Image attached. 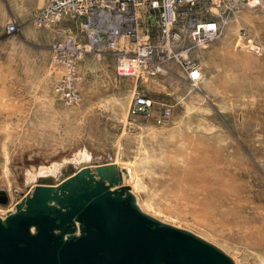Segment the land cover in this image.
<instances>
[{
  "label": "rangeland",
  "instance_id": "rangeland-1",
  "mask_svg": "<svg viewBox=\"0 0 264 264\" xmlns=\"http://www.w3.org/2000/svg\"><path fill=\"white\" fill-rule=\"evenodd\" d=\"M28 5L0 0V189L9 197L0 215L33 187L25 179L39 167L79 153L99 163L112 156L131 169L126 183L144 211L149 205L146 212L216 244L236 264H264V0L231 9L212 4L216 38L202 44L184 36L165 75L124 78L113 84V100L104 82L116 76L113 57L87 54L76 68L77 87L101 98L100 115L113 113L123 124L121 142L100 148L92 139L105 140L96 130L106 124L96 117L84 123L81 103L66 105L54 90L62 73L51 58L56 28L33 25L37 8L28 13ZM136 93L154 104L132 118ZM162 104L171 114L158 124Z\"/></svg>",
  "mask_w": 264,
  "mask_h": 264
},
{
  "label": "water",
  "instance_id": "water-1",
  "mask_svg": "<svg viewBox=\"0 0 264 264\" xmlns=\"http://www.w3.org/2000/svg\"><path fill=\"white\" fill-rule=\"evenodd\" d=\"M90 158L72 155L27 181L33 187L0 215V264H236L216 244L144 211L125 183L129 167ZM8 201L1 188L0 204Z\"/></svg>",
  "mask_w": 264,
  "mask_h": 264
},
{
  "label": "built area",
  "instance_id": "built-area-1",
  "mask_svg": "<svg viewBox=\"0 0 264 264\" xmlns=\"http://www.w3.org/2000/svg\"><path fill=\"white\" fill-rule=\"evenodd\" d=\"M261 2L44 0L34 11L32 23L36 27L56 28L57 38L52 45L51 58L62 73L54 90L66 105H78L82 97L76 85V68L87 54L97 58L104 55L113 57V70L118 77L142 79L165 75L173 47L181 45L184 36L203 44L220 34V21L218 17H212V4L231 9L240 3L256 7ZM150 28L155 30V36L150 35ZM7 30L13 32L15 24L10 22ZM188 75L194 80L199 77V72L189 67ZM153 104L151 97L136 93L129 107V116L146 115ZM162 106L156 117L158 124L166 121L171 114L169 105Z\"/></svg>",
  "mask_w": 264,
  "mask_h": 264
},
{
  "label": "crops",
  "instance_id": "crops-1",
  "mask_svg": "<svg viewBox=\"0 0 264 264\" xmlns=\"http://www.w3.org/2000/svg\"><path fill=\"white\" fill-rule=\"evenodd\" d=\"M43 2H44V0H27V3L29 4L28 5V13H32V11H34L36 8L40 7L43 4ZM104 56H109V55H104ZM104 56H102L101 58H103ZM101 58H98V59H101ZM111 67L113 68V63L111 64ZM78 78H79V76H78ZM78 78H77V80H78ZM124 78H128V77L108 76L104 79V82H106V85H108L107 87H105V89L107 91L105 94L109 95L110 100H113V96L118 94V93L114 92L113 88H115V87L113 86V84H120V82ZM78 88L80 90L81 97H82L81 102H80L81 106L79 109V115H84V123H86V122L88 123V118H89V122L91 123V122H93L92 118L96 117L97 123L106 124L105 128H102L100 130H98V129L96 130L97 132L105 133V140H102L99 138L98 139H95V138L92 139L95 142H97V147L100 148V145H102L101 147H106L107 144L115 143L116 141H118V143H120L121 138L123 137V134L121 133L123 124L120 123V121H121L120 116L114 115L113 113L111 115L108 114L105 117L103 115H100V113L97 112L96 109H98V107H99V102H100L101 98L100 97H98L96 99L93 98V97H95V93L91 97V93H89V89H88V92H86L84 95L82 90L80 89V87H78ZM117 90L120 91V89H117ZM101 117H104V119ZM105 120H106V122H105ZM90 146L92 148L95 147V145L93 143H91ZM110 157H112V156H110ZM114 160L116 161V159H114Z\"/></svg>",
  "mask_w": 264,
  "mask_h": 264
},
{
  "label": "bare ground",
  "instance_id": "bare-ground-1",
  "mask_svg": "<svg viewBox=\"0 0 264 264\" xmlns=\"http://www.w3.org/2000/svg\"><path fill=\"white\" fill-rule=\"evenodd\" d=\"M75 160L76 161H80V160H82V159H84V158H90V156H88L87 154H85V153H79V154H77L75 157ZM91 159V158H90ZM92 160V159H91ZM96 160V159H95ZM112 160L113 161H115L113 158H112ZM97 161V160H96ZM105 161H107V160H105ZM105 161H103V162H105ZM103 162H101V163H103ZM116 163H118V164H120L119 162H117L116 161ZM54 163L52 164V166L51 167H39L38 168V171H40V173H42V172H46V171H49V170H51L52 169V167H54ZM120 165H122V164H120ZM125 166V165H124ZM131 170V169H130ZM38 171L37 172H33V173H31V174H28L27 176H26V179H25V185H26V183H27V181L28 180H30V179H34L35 178V176H36V174L38 173ZM125 183H126V179H125ZM27 187V186H26ZM226 189V188H225ZM15 191V190H14ZM17 191V190H16ZM29 190H27V192H28ZM212 191V190H211ZM211 191H209V193L207 192V194H211L212 192ZM213 191H215V190H213ZM217 191V190H216ZM215 191V192H216ZM226 191H228V189L226 190ZM26 192V193H27ZM211 192V193H210ZM215 192H213V193H215ZM221 192H223L222 190H221ZM229 192V191H228ZM20 193H22L21 194V197L23 196V195H25L26 193H24V192H20ZM221 194V193H220ZM212 195H214V194H212ZM216 195V194H215ZM204 196H205V194H204ZM218 196V195H217ZM223 196V195H222ZM238 196H239V194H238ZM222 198V197H221ZM229 198V197H228ZM212 199H214V198H212ZM237 199V198H236ZM17 200H18V198H17ZM215 200V199H214ZM214 200H212V201H214ZM222 200V199H221ZM216 201H217V197H216ZM219 201V200H218ZM226 201V200H225ZM210 203H211V201H209ZM217 203V202H216ZM219 203V202H218ZM226 203V202H225ZM236 203V202H235ZM230 204V203H229ZM231 205L232 204H230V208H231ZM234 205V204H233ZM240 205V204H239ZM216 206H217V204H216ZM243 206V205H242ZM224 207V206H223ZM144 208V207H143ZM239 208V207H238ZM150 210V208H149V205H146V207H145V210L147 211V210ZM225 209V208H224ZM229 209V208H228ZM226 210V209H225ZM236 210V209H235ZM234 210V211H235ZM1 211V210H0Z\"/></svg>",
  "mask_w": 264,
  "mask_h": 264
}]
</instances>
